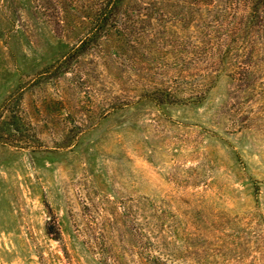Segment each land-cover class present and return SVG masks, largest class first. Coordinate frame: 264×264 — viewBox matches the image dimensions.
<instances>
[{
	"label": "rangeland",
	"instance_id": "obj_1",
	"mask_svg": "<svg viewBox=\"0 0 264 264\" xmlns=\"http://www.w3.org/2000/svg\"><path fill=\"white\" fill-rule=\"evenodd\" d=\"M106 1L0 0V264H264V7Z\"/></svg>",
	"mask_w": 264,
	"mask_h": 264
},
{
	"label": "trees",
	"instance_id": "obj_2",
	"mask_svg": "<svg viewBox=\"0 0 264 264\" xmlns=\"http://www.w3.org/2000/svg\"><path fill=\"white\" fill-rule=\"evenodd\" d=\"M121 1L122 0H107L105 4L98 9L87 34L80 40V43L76 47L77 50L86 48L89 42L93 40L102 29H104L108 20L114 15L116 6ZM243 2H245L249 9L248 24L254 23L255 19L260 15L261 8L264 7V0H243ZM149 97L158 105L175 102V99L172 98L169 91L163 88L154 90L150 93Z\"/></svg>",
	"mask_w": 264,
	"mask_h": 264
}]
</instances>
